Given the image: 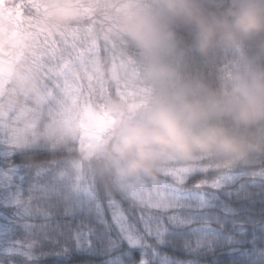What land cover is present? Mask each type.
Returning a JSON list of instances; mask_svg holds the SVG:
<instances>
[{"label": "trees", "instance_id": "obj_1", "mask_svg": "<svg viewBox=\"0 0 264 264\" xmlns=\"http://www.w3.org/2000/svg\"><path fill=\"white\" fill-rule=\"evenodd\" d=\"M23 3L22 14L33 21L35 31V24L47 21L45 7L49 0ZM111 6L100 4L94 17L84 15L81 23L61 30L48 26L57 38L74 27L87 29L88 36L94 37L106 93L112 100H121L112 66L119 58L132 64L133 59L144 62V57L126 40L105 30ZM223 6L224 0H206L209 10ZM190 45V32L178 27L176 47L164 57L178 77L155 85L159 94L190 83L231 97L239 79L250 70L255 44L220 48L206 56ZM220 122L238 136L261 135L259 126L239 125L227 115ZM110 138L101 141L96 152L80 140H51L39 144V150L37 145H24L0 157L1 167L16 171L12 183L0 187V214L7 224L6 239L0 240V264H264V146L241 160L208 154L163 161L155 177L175 184L188 197L207 202L204 209L164 210L146 207L130 195L123 175L117 173L119 165L108 153ZM201 160L219 168L221 180L235 174L236 181L214 189L197 187L214 179V172H192L182 184L161 175L173 162L194 166ZM78 187L86 188L87 193L76 191ZM117 210L134 226L131 230L139 246H133L113 222ZM197 216L227 235L230 245L213 249L199 243V226L203 223L189 220Z\"/></svg>", "mask_w": 264, "mask_h": 264}, {"label": "clouds", "instance_id": "obj_2", "mask_svg": "<svg viewBox=\"0 0 264 264\" xmlns=\"http://www.w3.org/2000/svg\"><path fill=\"white\" fill-rule=\"evenodd\" d=\"M83 7L81 0H49L47 22L53 30L81 23ZM110 16L109 33L143 54V77L157 86L178 77L164 62L176 47L178 27L190 32V47L201 55L249 43L256 47L250 70L231 97L183 83L140 107L113 100L110 109L117 122L108 153L119 175L156 176L163 161L198 155L241 160L264 146V0H224L216 10H209L206 0H115ZM225 115L245 127L259 126L260 137L233 134L220 122Z\"/></svg>", "mask_w": 264, "mask_h": 264}, {"label": "rangeland", "instance_id": "obj_3", "mask_svg": "<svg viewBox=\"0 0 264 264\" xmlns=\"http://www.w3.org/2000/svg\"><path fill=\"white\" fill-rule=\"evenodd\" d=\"M6 1V7L0 8V28L10 33L13 30L20 31L19 40L11 39L10 36L6 39L13 46L21 44L20 40H24V45L13 51L12 59L17 67L15 76L0 81L2 85L0 88V134L6 135L14 147L39 145L51 140L56 142L80 140L85 147L96 152L101 141L110 138V128L115 126L117 118L110 109L113 100L106 93L104 72L100 58L97 56L98 51L92 41L94 37L88 36L87 29H81V27H74L68 34H62L61 37L68 39H79L83 36L87 43L83 54L72 59L67 65L66 86L63 89H54L48 83L51 69H48L47 64L41 60L45 48L41 41L47 42L49 52L55 51L59 55V50H56L52 43V38L56 37L55 34L47 21L35 24V31L32 28L34 24L31 19L27 18L23 24H17L15 13L19 11L21 1ZM81 2L84 6V15L94 17L100 4L112 5L115 0H81ZM106 19L108 22L111 21L110 17ZM108 22H104L105 30L111 26ZM27 28L32 29L33 32L30 34ZM118 61L112 66L111 73L116 82L115 87L118 88V97L122 102L130 108L140 107L159 94L156 86L143 77V60L133 59L132 64L122 61L121 58ZM101 109L105 111L102 112ZM12 149L0 143V157H5ZM15 175L16 171L0 166V187L12 183ZM123 178L132 194L136 192L135 186L138 182L147 181L154 184L155 188L164 194L163 198H157L154 202L156 207L164 210L176 207H193L194 209L200 207L201 209L207 205L202 199L184 195L181 189L165 179L155 176L134 178L123 176ZM169 178L175 181L173 177ZM236 179L235 175L224 177L221 180V186L233 184ZM4 217L0 214V240L6 239L7 224ZM189 220L190 223H203L199 226V243L213 249L230 245L231 241L227 239V235L206 225L205 218L197 216ZM123 234L132 245H140L139 239L135 237L132 230L123 231Z\"/></svg>", "mask_w": 264, "mask_h": 264}, {"label": "snow or ice", "instance_id": "obj_4", "mask_svg": "<svg viewBox=\"0 0 264 264\" xmlns=\"http://www.w3.org/2000/svg\"><path fill=\"white\" fill-rule=\"evenodd\" d=\"M41 43L45 45L43 54L41 55V60L45 64H47L48 69H51L48 77V83L51 84L54 89H63L68 82L67 65L70 64L72 59L77 58L83 54L87 40L83 36H81L79 39L53 37L52 43L54 44L55 49L59 50V55H57L55 51H48L46 41H41ZM0 143L6 145L9 148H15L6 135L0 134ZM39 148L40 145H37V150H39ZM51 166L52 165H50V167ZM170 168V171H166L161 175L164 177H173L177 184H182L184 182V178L188 174L200 171L203 173L214 172L217 174V176L211 181L206 180L201 184H198L197 187L210 186L215 189L221 186V170L219 168L213 167L211 161L201 160L197 165L194 166H187L173 162L170 165ZM135 188L136 192L130 195L133 198L140 200L141 203H144L146 207L149 208L156 207L157 205L154 201L157 198H163L164 196L163 193L159 192L155 188L154 184H150L147 181L138 182ZM76 191L87 193V189L83 187H78ZM112 203H115V201H112ZM140 218L141 220L144 219L143 216H141ZM113 222L121 231H131V229L134 227L127 221V218L119 210H117L113 214ZM146 227H150V225H146Z\"/></svg>", "mask_w": 264, "mask_h": 264}, {"label": "flooded vegetation", "instance_id": "obj_5", "mask_svg": "<svg viewBox=\"0 0 264 264\" xmlns=\"http://www.w3.org/2000/svg\"><path fill=\"white\" fill-rule=\"evenodd\" d=\"M6 35L7 33L5 31L0 30V62L3 63L0 64V81L7 79L8 77L12 78L15 75L17 67L15 64H13V51L15 49L21 48L24 44V40H20L21 44L19 43V45L12 47V45L7 42ZM11 36H13L14 40H19V38H21L20 35H17L16 33H12ZM8 64L10 67H8ZM7 72L8 74H6Z\"/></svg>", "mask_w": 264, "mask_h": 264}]
</instances>
